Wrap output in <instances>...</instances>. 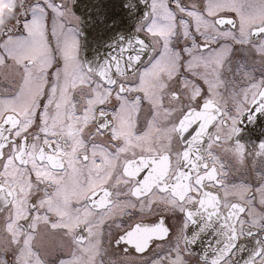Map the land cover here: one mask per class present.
Returning <instances> with one entry per match:
<instances>
[{"label":"snow or ice","instance_id":"6c2138e0","mask_svg":"<svg viewBox=\"0 0 264 264\" xmlns=\"http://www.w3.org/2000/svg\"><path fill=\"white\" fill-rule=\"evenodd\" d=\"M148 2L91 65L69 0H0V264H264V0Z\"/></svg>","mask_w":264,"mask_h":264},{"label":"flooded vegetation","instance_id":"af4514ba","mask_svg":"<svg viewBox=\"0 0 264 264\" xmlns=\"http://www.w3.org/2000/svg\"><path fill=\"white\" fill-rule=\"evenodd\" d=\"M95 1V2H94ZM109 5V14L104 13L98 14L97 18H87L89 16L84 12L85 6H96L99 9L105 8V2ZM59 2V0H58ZM94 2V3H93ZM146 5V9L138 10L134 13L127 11L128 0H69L70 7L73 13L79 17V39L80 44V58L88 63L86 60L87 55H92L93 57H103L114 54L115 51H102L100 44L108 43L107 47H114L112 43L116 40L127 41L132 38L137 32L138 23L144 16L145 12L148 11L150 4L148 0H143ZM107 16V17H103ZM85 43H92L91 47L94 49L92 52H85ZM114 44V43H113ZM104 45L103 47H105ZM241 132L238 134V139L249 144V146H255L260 141L264 140V113L256 114L254 120H248L247 114L241 123ZM151 219V218H149ZM171 223V221H170ZM210 236L203 239L202 242L198 243V247H206ZM246 246L250 249L253 245L251 242L245 241ZM195 246V251H196ZM165 249H157L155 245L152 246L151 251L147 254L149 257L155 258L156 255L163 256ZM197 252V251H196ZM198 253V252H197ZM247 256V251L238 254L235 259L242 260ZM199 257L191 258V264H197Z\"/></svg>","mask_w":264,"mask_h":264},{"label":"water","instance_id":"95a60500","mask_svg":"<svg viewBox=\"0 0 264 264\" xmlns=\"http://www.w3.org/2000/svg\"><path fill=\"white\" fill-rule=\"evenodd\" d=\"M95 2V1H94ZM93 2V3H94ZM108 2L106 1L105 2V8H103V9H99L98 7H96V6H91V7H89V6H85L84 7V12L85 13H87L89 16H87V18H97V16H98V14H101V13H104L105 12V15H107V14H109V11H110V9H112V8H110L109 9V5L107 4ZM128 3L130 4V5H128V7H127V11L129 10V11H131L132 13H134V12H136V11H138V10H142L143 8H145L146 9V5H145V3L143 2V0H128ZM103 17H107V16H103ZM125 41H119V40H116V41H114L113 43H112V45H114V47L112 48V47H110V49H108V47H107V45H108V43L107 42H105L104 44H100L101 46L103 45H106L105 47H101L100 48V50H102V51H107V52H109V51H113V49H114V51L116 52V50H117V47L120 45V44H122V43H124ZM86 47H85V52L87 51V52H92L94 49L91 47V45H92V43H85L84 44ZM109 57L108 56H103V57H93L91 54L90 55H87L86 56V60L88 61V63L89 64H91V65H99V64H101V63H103L104 62V60H106V59H108ZM203 250V248L202 247H198V246H196V251L199 253V252H201Z\"/></svg>","mask_w":264,"mask_h":264}]
</instances>
